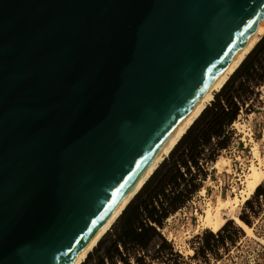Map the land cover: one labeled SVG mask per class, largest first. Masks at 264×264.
Returning a JSON list of instances; mask_svg holds the SVG:
<instances>
[{
  "label": "water",
  "instance_id": "95a60500",
  "mask_svg": "<svg viewBox=\"0 0 264 264\" xmlns=\"http://www.w3.org/2000/svg\"><path fill=\"white\" fill-rule=\"evenodd\" d=\"M263 15L0 0V264H68Z\"/></svg>",
  "mask_w": 264,
  "mask_h": 264
},
{
  "label": "rangeland",
  "instance_id": "374dc122",
  "mask_svg": "<svg viewBox=\"0 0 264 264\" xmlns=\"http://www.w3.org/2000/svg\"><path fill=\"white\" fill-rule=\"evenodd\" d=\"M219 92H216L215 96ZM256 92L257 96L247 102L250 105L246 104L241 108L240 115L235 121L239 123L240 128L233 123L225 133L226 148L212 153L211 149L215 148L219 142L213 140L205 152L211 156L210 161L206 165L200 166V169H191L192 175L196 177L193 182L198 185V190L191 194L185 205L170 215L164 222L163 228L159 229L160 234L172 246L176 255H171L167 248H160V243L152 244L147 250L136 252L138 256L142 257V264H264V182L259 186V193H254L247 201L248 204L246 202L238 213L239 217L243 216L251 222L250 227L254 236L246 235L233 220L227 221L230 222L227 230L221 231L226 222L215 233L203 228L196 231L197 213H202L203 206L207 201L215 202L218 195L226 197L231 195L233 190L241 188L238 179L247 171L252 159L251 140L257 142L261 150L263 148L264 83L256 89ZM237 101L240 100L237 99ZM169 158L170 155L160 166ZM217 162L219 165L215 167ZM228 164L232 169L229 173L226 170ZM117 224L116 221L102 238L101 247L108 244L109 237L114 233ZM208 245L213 249L212 251H207ZM97 247L98 245L95 249ZM95 249L90 255L94 254ZM123 253L126 251L123 250ZM114 263L137 264L133 256L129 258L128 262L123 263L116 259ZM89 264H97V262L93 258Z\"/></svg>",
  "mask_w": 264,
  "mask_h": 264
},
{
  "label": "trees",
  "instance_id": "16d2710c",
  "mask_svg": "<svg viewBox=\"0 0 264 264\" xmlns=\"http://www.w3.org/2000/svg\"><path fill=\"white\" fill-rule=\"evenodd\" d=\"M233 75L215 96L211 106L204 110L179 141L170 153V158L153 173L125 208L108 244L101 247L100 241L94 254L90 253L83 264H89L93 258L97 264H115L116 259L125 263L131 256L137 264H142V257L136 252L145 251L152 244L159 243L160 248H167L171 255H176L159 229L198 190L191 169H200V166L210 161L211 156L205 152L213 140L219 142L215 148H210L212 153L226 148L225 133L240 115L241 108L257 96L256 89L264 83V36ZM259 191L260 187L255 193ZM240 219L250 226L249 220L243 216ZM229 226L230 222H227L221 231L227 230ZM212 250L208 245L207 251Z\"/></svg>",
  "mask_w": 264,
  "mask_h": 264
},
{
  "label": "bare ground",
  "instance_id": "6f19581e",
  "mask_svg": "<svg viewBox=\"0 0 264 264\" xmlns=\"http://www.w3.org/2000/svg\"><path fill=\"white\" fill-rule=\"evenodd\" d=\"M263 36L264 15L68 264H82L87 259L88 255L111 229L148 179L158 169L160 164L170 155L179 141L198 120L208 105L214 100L216 92H219L224 87ZM238 124L239 123L234 122V125L237 127H239ZM262 140L263 151L257 142L251 140L252 145L250 153L252 159L247 171H245L243 175H239L240 177L238 180L240 181L241 188L236 191L233 190V193L226 197L218 195L215 202L207 201L203 206L202 213H197L198 225L196 231L199 228H203L215 233L219 231L228 220H233L234 223L246 233V235L254 236L252 228L240 219L238 213L241 210V207L252 197L257 188L264 182V138ZM218 165L217 162L215 167H218ZM226 170L228 173L232 171L230 164H228ZM201 192L203 193L204 190Z\"/></svg>",
  "mask_w": 264,
  "mask_h": 264
}]
</instances>
